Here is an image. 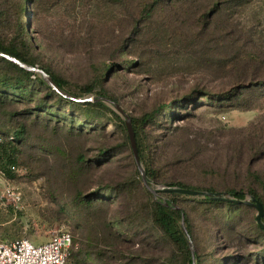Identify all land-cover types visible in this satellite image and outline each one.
<instances>
[{"label": "rangeland", "instance_id": "374dc122", "mask_svg": "<svg viewBox=\"0 0 264 264\" xmlns=\"http://www.w3.org/2000/svg\"><path fill=\"white\" fill-rule=\"evenodd\" d=\"M218 1L180 0L138 22L132 0H16L32 59L81 104L53 97L38 107L47 90L37 75L26 90L0 85V138L24 131L16 170L0 161V243L37 245L66 231L76 264H97L88 251L103 264H190L152 220L153 202L169 200L181 229L188 218L199 264H264V232L247 203H264V0ZM99 96L131 118L159 110L137 128L157 195L117 107L82 104ZM164 180L245 197L227 205L169 193Z\"/></svg>", "mask_w": 264, "mask_h": 264}, {"label": "trees", "instance_id": "16d2710c", "mask_svg": "<svg viewBox=\"0 0 264 264\" xmlns=\"http://www.w3.org/2000/svg\"><path fill=\"white\" fill-rule=\"evenodd\" d=\"M192 1L198 2L200 0H192ZM238 1L240 2L239 4H243V3H248L251 0H238ZM177 2H180V0H132V3L134 5L133 16L134 18L138 17L139 19L138 22H140L142 19L151 20L152 18H154L156 13H158V10L164 7V5L165 6L167 5L170 8H175ZM212 2L213 3L211 4V6H215L218 4L219 1L212 0ZM17 7L18 6L16 0H0V52L9 55L11 57H14L27 65L44 70L48 75L51 76L53 81L63 91L67 92L70 95L75 96L78 99H81L80 95L73 94L68 90H66V85H67L66 80L53 73L49 68H46L44 66L39 67L36 64V62L32 59V55L30 53L31 45L28 39V31H26L22 19L17 15ZM35 72L36 71L27 70L24 67L20 66L19 64L10 61L7 58L0 57V85H3L6 89L12 91L26 90L31 83V76L37 75L38 76L37 80H39L42 86L45 87V89L47 90L46 94L41 99L38 100L39 102L38 107H44L46 104H49L47 103L49 102V100H51L53 97L55 98L57 97L58 103L64 105L65 108L67 107L71 109L78 108V105L81 104L80 101L70 99L68 97H65L61 93L57 92L50 85H48L45 80L42 79L43 77L42 78L40 77L42 75L39 72L37 73ZM92 90H93V85L89 86L86 89V93H90L92 92ZM101 97L111 99L110 97L107 96H99L95 98L97 99L96 101L87 100L85 102H82V104L85 106L103 107L104 102L103 100H100ZM165 107L167 106L165 105ZM158 112L159 110H154L152 112L144 114L141 118H132L139 154L143 162H144V158L142 156L141 148L138 141L139 135L137 128H140L144 124L153 121L156 118ZM118 118L121 120V117L118 116ZM23 133H24L23 130L16 131V133H14V135L10 138V140H8V142L5 141V138H0V161L1 163L2 161L8 163L7 164L8 172H11L10 166L16 164L15 158L18 152L16 142L19 141L18 138L21 137ZM161 158H162L161 160L163 161L164 160L168 162L171 161V157L167 155L165 152L161 154ZM155 170L156 169L153 166L149 164L145 165V171L148 177L158 178L159 175ZM164 183L167 187L193 189L189 186H185L180 181L164 180ZM108 190H113V189L112 187H110ZM116 190L117 189H115L114 192L118 193ZM193 190H199V189H193ZM207 192H213V191L208 190ZM230 193L237 201H229V202L223 201V202H226L227 205H236L238 203H242L238 201H242L244 199L245 197L244 192L234 190L231 191ZM205 197L209 200L213 199L209 196H205ZM256 198L259 199L258 197ZM166 202L168 205H165L164 202H160V201L153 202L152 220L154 225L160 228V230L163 232L164 236L170 243L176 245L181 249L186 250L188 262L190 264H195V261L196 264H199L197 254H195V257H193L192 255V252L190 250L189 240L187 239V234L177 224L176 216L179 215L180 209L178 211L174 208L173 201L166 200ZM261 203L264 206V203L262 201ZM183 216L185 218V226H187L188 234L191 236L192 231H190V224L188 222V218L184 214ZM260 229L264 232V229L262 227H260ZM88 254L93 256L97 264H103L101 259H99L97 255H94L93 252L88 251Z\"/></svg>", "mask_w": 264, "mask_h": 264}, {"label": "built area", "instance_id": "2783aa9c", "mask_svg": "<svg viewBox=\"0 0 264 264\" xmlns=\"http://www.w3.org/2000/svg\"><path fill=\"white\" fill-rule=\"evenodd\" d=\"M16 170L13 164L10 166ZM76 248L73 235L61 231L42 244H34L28 238L0 243V264H76L71 253Z\"/></svg>", "mask_w": 264, "mask_h": 264}, {"label": "water", "instance_id": "95a60500", "mask_svg": "<svg viewBox=\"0 0 264 264\" xmlns=\"http://www.w3.org/2000/svg\"><path fill=\"white\" fill-rule=\"evenodd\" d=\"M0 57L7 58L10 61H13V62L19 64L20 66L24 67L27 70L39 72L42 75V77L44 78V80L47 82V84L50 85L53 89H55L57 92L61 93L62 95H64L65 97H68L70 99L81 101L80 99L76 98L73 95L68 94L67 92L63 91L60 87H58L57 84L51 78V76L48 75L44 70H41V69L32 67L30 65H27V64L19 61L18 59L14 58V57H11L9 55L3 54L1 52H0ZM88 100H90V101L91 100H95L96 101L97 99H94V98L91 99L90 98ZM100 100H103V101H106V102H108L110 104L115 105L117 107L118 111L126 118V127H127L128 136H129V139H130L131 148H132V151H133V155H134L136 164H137V166L140 169L143 181L147 185L148 189L153 194L157 195L160 190L152 189L148 185L147 174H146V171L143 168L142 163H141V158H140V154H139L136 134H135V130H134L133 123H132V118L113 100H111L109 98H104V97H101ZM163 190L166 191V192H169V193H178V194H184V195L209 196V197H211L213 199L227 201V202H229V201H237L235 199L226 197L221 192H207V191H199V190L178 188V187H165ZM238 202H242V201H238ZM247 203L252 205V206H254L257 209V211H258V214H257V217H256L257 223H258V225L260 227H262L264 229V221H263V218H264V206H263V204L255 196L252 197V201L251 202H247ZM164 204L168 205L166 201L164 202ZM183 229H184L185 233L189 237L188 231H187L186 226H185V218H184V216H183ZM190 249H191L193 257H195V250H194V247H193L192 244H190Z\"/></svg>", "mask_w": 264, "mask_h": 264}]
</instances>
